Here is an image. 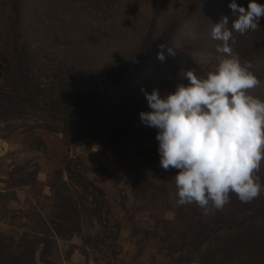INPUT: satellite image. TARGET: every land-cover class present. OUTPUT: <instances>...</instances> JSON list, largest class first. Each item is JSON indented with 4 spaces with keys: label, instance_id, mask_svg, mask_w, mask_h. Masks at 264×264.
Returning a JSON list of instances; mask_svg holds the SVG:
<instances>
[{
    "label": "rangeland",
    "instance_id": "1",
    "mask_svg": "<svg viewBox=\"0 0 264 264\" xmlns=\"http://www.w3.org/2000/svg\"><path fill=\"white\" fill-rule=\"evenodd\" d=\"M229 11L226 0H0V76L10 55L27 47V62L44 85L93 91L96 104L128 120L125 137L112 143L86 127L78 133L95 139H64L44 131L52 125L47 114L0 110V234H45L73 197L82 225L57 240L58 264H177L189 256V264H201L206 247L234 238L237 231L226 229L193 247L186 232L193 203H177L175 169L154 163L158 129L139 115L151 111L144 91L166 98L189 83L187 71L204 77L215 69L221 42L211 30L225 16L231 28ZM234 32V51L261 81L250 94L264 100V37ZM259 173L264 182V163Z\"/></svg>",
    "mask_w": 264,
    "mask_h": 264
},
{
    "label": "clouds",
    "instance_id": "2",
    "mask_svg": "<svg viewBox=\"0 0 264 264\" xmlns=\"http://www.w3.org/2000/svg\"><path fill=\"white\" fill-rule=\"evenodd\" d=\"M229 7L239 13L231 28L227 16L212 24L211 37L221 42L213 71L204 77L187 71L189 83L166 98L156 89H141L151 111L139 115L158 129L160 166L178 170L177 203H195L205 214L223 210L230 194L249 203L264 192L258 175L264 163V100L250 94L261 81L251 62H242L233 49V31H256L264 5L250 0L246 10L233 0ZM158 59L163 61V52Z\"/></svg>",
    "mask_w": 264,
    "mask_h": 264
},
{
    "label": "trees",
    "instance_id": "3",
    "mask_svg": "<svg viewBox=\"0 0 264 264\" xmlns=\"http://www.w3.org/2000/svg\"><path fill=\"white\" fill-rule=\"evenodd\" d=\"M226 1L229 4L233 2V0ZM249 2L250 0L246 6L242 7L247 10ZM255 2L264 5V0H255ZM235 3L238 6L242 5L241 0H235ZM229 9V21L232 25L239 13H234L230 7ZM256 31L264 37V17L260 18L259 28ZM22 51L12 53L8 65L1 72L0 82L3 85L0 84V110L5 113L13 112L18 116L26 111L39 113L40 117H45L47 114L49 120L46 121L52 125H48L44 131L55 135L62 133L64 139L68 137L95 139L90 134H79L81 127H86L85 129L89 132L93 130V133L98 131L105 133L108 141L112 143L114 140L125 137L126 121L128 120L123 112H114L107 103L96 104L93 99V91H82L73 85L69 87H55L54 84L44 85L32 72L31 66L27 62L29 49L23 47ZM73 79L76 83V78ZM52 111L53 113H51ZM5 118L10 119L8 116ZM137 145L144 150L147 142L141 138ZM154 163L158 164V168H161L160 159L157 158V162ZM177 173L178 170L175 169L173 175L175 176ZM258 175L260 176V173ZM261 183L264 184L262 178ZM263 194L264 192L249 203H243L235 194H230L231 202L225 205L232 214L229 221L223 220L224 216H221L224 210H214L205 214L203 209L195 203L192 204L186 232L190 233L194 248L205 247L211 237L226 229L237 231L234 238L217 247L212 249L206 247L205 256L199 263L223 264L216 262L217 259V261L222 260L226 263L233 261L238 264H264ZM68 209L67 212H62L50 219V227L45 234L36 231H33L31 236L27 232L23 235L15 232L1 233L0 264H38L40 245H43V248L39 260L43 264H58L56 261V257H58L56 254L57 240L72 238L80 231L82 225L78 206L73 203V197H70ZM179 212L181 214L183 210L180 209ZM29 236L32 239L28 240ZM17 238H20L22 242L20 245L16 244ZM192 262L195 261L189 256L187 259H180L177 264Z\"/></svg>",
    "mask_w": 264,
    "mask_h": 264
},
{
    "label": "bare ground",
    "instance_id": "4",
    "mask_svg": "<svg viewBox=\"0 0 264 264\" xmlns=\"http://www.w3.org/2000/svg\"><path fill=\"white\" fill-rule=\"evenodd\" d=\"M3 149V146H2V144L0 143V150H2Z\"/></svg>",
    "mask_w": 264,
    "mask_h": 264
}]
</instances>
